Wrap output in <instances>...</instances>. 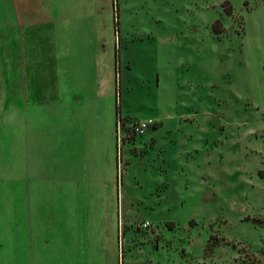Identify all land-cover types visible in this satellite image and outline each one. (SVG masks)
Here are the masks:
<instances>
[{
    "label": "rangeland",
    "instance_id": "1",
    "mask_svg": "<svg viewBox=\"0 0 264 264\" xmlns=\"http://www.w3.org/2000/svg\"><path fill=\"white\" fill-rule=\"evenodd\" d=\"M0 75V264H264V0H0Z\"/></svg>",
    "mask_w": 264,
    "mask_h": 264
},
{
    "label": "crops",
    "instance_id": "2",
    "mask_svg": "<svg viewBox=\"0 0 264 264\" xmlns=\"http://www.w3.org/2000/svg\"><path fill=\"white\" fill-rule=\"evenodd\" d=\"M58 43L59 44L54 43L51 50V54L53 52V56L50 63L51 86L49 89L50 132L52 133L53 131V133L56 135L55 137L63 135V132H65V130H73L75 118L79 117L78 115L75 116V114L77 113H81L80 116L82 119L83 117H85L86 119L90 120L93 114H91V116L89 117V115L83 108L75 106H80L81 104H83L81 103L82 100H85L84 105H86L89 104L86 103L88 100L92 101L94 99H97L99 108L103 107L100 102L104 96H100L99 88L101 87L105 90V82H103L102 84V81L98 80V78L100 77V73L97 71V69H94L93 82L91 83V81L88 80L87 75L88 81H86L85 83L79 82L85 85L76 84L78 88H76L77 91L75 93L74 87L71 86V84L69 85L68 83L70 61L68 45H66V47H63L62 43ZM57 45L60 48H58ZM95 67L96 65L93 64V68ZM84 71L87 72V67L84 68ZM4 78L6 80L5 76L0 75V82L3 83ZM90 87L92 88L91 92L89 91ZM3 90H5L4 84ZM18 97H20V88ZM106 124H108V122ZM101 126L102 125H100V127ZM67 134L68 132L66 133V135Z\"/></svg>",
    "mask_w": 264,
    "mask_h": 264
},
{
    "label": "built area",
    "instance_id": "3",
    "mask_svg": "<svg viewBox=\"0 0 264 264\" xmlns=\"http://www.w3.org/2000/svg\"><path fill=\"white\" fill-rule=\"evenodd\" d=\"M150 122V118L141 119L132 124V128L135 132H142ZM116 128H118V126H116Z\"/></svg>",
    "mask_w": 264,
    "mask_h": 264
},
{
    "label": "trees",
    "instance_id": "4",
    "mask_svg": "<svg viewBox=\"0 0 264 264\" xmlns=\"http://www.w3.org/2000/svg\"><path fill=\"white\" fill-rule=\"evenodd\" d=\"M118 122H119V118L116 117V120H115V123H116V125H115V129H116V126L118 125V124H117ZM118 128H119V126H118Z\"/></svg>",
    "mask_w": 264,
    "mask_h": 264
}]
</instances>
